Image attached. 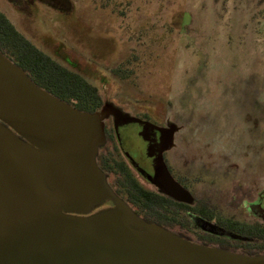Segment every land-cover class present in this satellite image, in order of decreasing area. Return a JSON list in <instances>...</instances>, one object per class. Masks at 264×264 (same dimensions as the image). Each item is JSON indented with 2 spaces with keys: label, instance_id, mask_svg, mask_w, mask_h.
I'll return each instance as SVG.
<instances>
[{
  "label": "rangeland",
  "instance_id": "1",
  "mask_svg": "<svg viewBox=\"0 0 264 264\" xmlns=\"http://www.w3.org/2000/svg\"><path fill=\"white\" fill-rule=\"evenodd\" d=\"M0 12L62 66H82L119 113L165 110L207 131L217 118L226 146L237 104L264 105V0H0ZM194 129L191 150L210 141Z\"/></svg>",
  "mask_w": 264,
  "mask_h": 264
},
{
  "label": "water",
  "instance_id": "2",
  "mask_svg": "<svg viewBox=\"0 0 264 264\" xmlns=\"http://www.w3.org/2000/svg\"><path fill=\"white\" fill-rule=\"evenodd\" d=\"M118 113L75 109L0 52V264H264L185 241L113 194L96 156Z\"/></svg>",
  "mask_w": 264,
  "mask_h": 264
},
{
  "label": "flooded vegetation",
  "instance_id": "3",
  "mask_svg": "<svg viewBox=\"0 0 264 264\" xmlns=\"http://www.w3.org/2000/svg\"><path fill=\"white\" fill-rule=\"evenodd\" d=\"M63 62L95 89L100 110L103 99L88 74L78 70L82 66L67 58ZM92 73L91 80H96V70ZM246 99L237 104L236 123L226 120V128L238 131L232 130L234 138H225L226 146L220 141L217 118H210L209 131L196 130L198 124H186L185 115L123 107V113L104 121L97 167L113 194L146 222L191 243L264 255V105ZM250 106V116L238 114ZM193 129L198 136L209 133L210 141L192 151L186 143ZM143 196L147 207L139 202ZM111 207L106 202L93 213Z\"/></svg>",
  "mask_w": 264,
  "mask_h": 264
},
{
  "label": "trees",
  "instance_id": "4",
  "mask_svg": "<svg viewBox=\"0 0 264 264\" xmlns=\"http://www.w3.org/2000/svg\"><path fill=\"white\" fill-rule=\"evenodd\" d=\"M0 52L20 67L40 88L67 102L70 98L75 100V103L72 104L75 109L88 113L98 110L100 101L94 94L95 89L80 76L69 72L37 49L16 31L1 12ZM139 202L143 207H147L145 196L140 197Z\"/></svg>",
  "mask_w": 264,
  "mask_h": 264
}]
</instances>
